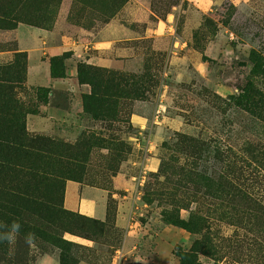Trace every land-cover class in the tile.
Here are the masks:
<instances>
[{
	"label": "rangeland",
	"instance_id": "rangeland-1",
	"mask_svg": "<svg viewBox=\"0 0 264 264\" xmlns=\"http://www.w3.org/2000/svg\"><path fill=\"white\" fill-rule=\"evenodd\" d=\"M139 2L154 28L135 22ZM36 19L43 22L33 26ZM0 21L10 23L0 26V51L19 50L0 67L25 64L14 89L18 113L29 136L52 143L53 179L63 182L62 193L51 191L50 209L32 210L24 231L0 243V264H178L176 251L188 252L202 236L171 221L193 218L205 221L211 249L200 263L264 264V215L230 221L245 204L215 184L233 164L248 184L264 188V172L247 165L253 152L244 153L264 144V124L234 102L248 83L264 94V73L253 71L264 69V0H32L26 7L0 0ZM38 29L51 39L32 60L31 47L18 41ZM74 40L79 50L65 52ZM57 58H66L64 79L51 78ZM82 64L142 77L140 90L97 119L84 109L91 87L78 78ZM69 79L68 93L46 85ZM61 148L72 159L55 158Z\"/></svg>",
	"mask_w": 264,
	"mask_h": 264
},
{
	"label": "trees",
	"instance_id": "trees-1",
	"mask_svg": "<svg viewBox=\"0 0 264 264\" xmlns=\"http://www.w3.org/2000/svg\"><path fill=\"white\" fill-rule=\"evenodd\" d=\"M117 1L120 2V6H123L124 0ZM31 2L32 0H19V7L29 6ZM26 22L30 20L26 21L19 17V24ZM42 22L36 19L32 21V24L38 26ZM0 26L8 28L10 23L0 21ZM11 27L9 29H13V26ZM65 59L51 60L52 79L66 78L63 68ZM24 67L25 64L22 69L20 66L16 67V64L0 67V196L4 201L6 200L5 203L0 202V219L5 224L13 220L19 221L23 225L21 232L26 228L25 215H32L34 213L32 210L50 209L54 202L50 197L51 191L53 189L55 192L60 190L62 193L63 191V182H60L59 178L53 179L51 163L54 162V158L48 147L52 143L44 138L29 136L25 127V113L21 114L20 111L18 113L20 105L18 107V102L15 100L14 89L19 82L22 83L24 80L21 74ZM253 71L258 74L264 73V69L258 64L254 66ZM77 74L79 80L81 79L91 87V93L83 97L85 112L97 119L106 118L104 115H111L119 100L125 97L124 93L131 89L139 91L138 83L142 79L137 75L124 77L115 73L106 74V71H99L83 64L78 66ZM234 102L236 107L264 124V94L258 91L253 83H248ZM2 105L6 106L3 110H1ZM102 111H105L104 115H100ZM60 151L55 158L66 156L72 159L74 156L70 149L61 148ZM249 152L253 153L247 165L251 168L252 165L257 166L256 168L264 172V164L259 162L264 161V144L244 153ZM236 155L231 150L228 151V157H231V160L236 159L235 157H238ZM67 165L76 168L78 164L71 162ZM236 171L239 173H234ZM226 173L227 175L220 176L215 184L223 189L232 200H240L245 204L243 211L232 209L228 216L229 220L239 221L240 216L253 212L264 215V188L259 190L254 185L248 184L244 179L242 168L235 170L233 164L227 166ZM202 221L205 223L204 220ZM202 221L196 218L189 221L180 219L171 221L172 224L188 233L202 236L201 240L195 242L188 252L176 251L178 264H202L198 261V255H210L211 249L204 231L206 227L203 225L201 228ZM228 241L238 243L233 236Z\"/></svg>",
	"mask_w": 264,
	"mask_h": 264
},
{
	"label": "crops",
	"instance_id": "crops-1",
	"mask_svg": "<svg viewBox=\"0 0 264 264\" xmlns=\"http://www.w3.org/2000/svg\"><path fill=\"white\" fill-rule=\"evenodd\" d=\"M139 4L141 6L139 7V10L135 15V22L145 24V25H147V28H154L153 26H150V18H151L152 12L150 11V9L148 7H146L144 5V3L139 2ZM161 28H162L161 24L157 25V31H155V33L159 34ZM17 29H15L13 31H16ZM49 39H51V33L50 32H48L47 30L38 29V30L34 31L33 34L31 33V35L28 38V40H30L29 42H25V41L19 42L18 41V47H19V45H21L23 47H25V46L31 47V49L34 53L29 54V59L33 60L36 53H37L36 50L42 49V45H43L44 41L45 40L47 41ZM67 49L68 50H64V51L67 52L70 50H73V51L79 50V46L77 44V41L76 40L72 41L70 46H68ZM15 53H19V50L13 51V52H11V51H0V63L12 60L11 56H12V54H15ZM103 66L110 68L113 66V62L110 60H105V63L103 64ZM33 69H35V68H33ZM31 76L33 77V71L29 70V77H31ZM71 76H72V73H71ZM49 80H51V79H49ZM70 83L73 84L74 79H69L66 81V83L65 82L57 83V82L48 81V83H46V85H48V86L52 85V87L54 89L59 90V91L64 92V93H68V92H70V89H68L67 85ZM66 87H67V90H65ZM15 91H16V89H15ZM45 109L47 110V108H45ZM34 122H37L39 124V127L42 126V121L40 120V118L36 117L34 119ZM119 177L116 178V182L118 183L119 186H122L123 181ZM65 205L69 210H73L77 206V203L75 204V201H73V200H72V202L69 201L68 197H67Z\"/></svg>",
	"mask_w": 264,
	"mask_h": 264
},
{
	"label": "clouds",
	"instance_id": "clouds-1",
	"mask_svg": "<svg viewBox=\"0 0 264 264\" xmlns=\"http://www.w3.org/2000/svg\"><path fill=\"white\" fill-rule=\"evenodd\" d=\"M23 225L17 221L13 220L5 226H0V243L11 244L17 236L21 233ZM33 234H26V242L30 240Z\"/></svg>",
	"mask_w": 264,
	"mask_h": 264
}]
</instances>
